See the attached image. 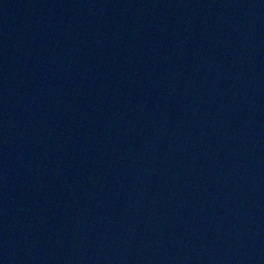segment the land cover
I'll return each instance as SVG.
<instances>
[{
    "label": "water",
    "instance_id": "1",
    "mask_svg": "<svg viewBox=\"0 0 264 264\" xmlns=\"http://www.w3.org/2000/svg\"><path fill=\"white\" fill-rule=\"evenodd\" d=\"M0 264H264V0H0Z\"/></svg>",
    "mask_w": 264,
    "mask_h": 264
}]
</instances>
